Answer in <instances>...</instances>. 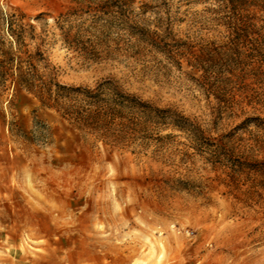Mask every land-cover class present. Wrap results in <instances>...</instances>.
I'll return each mask as SVG.
<instances>
[{
	"label": "rangeland",
	"instance_id": "obj_1",
	"mask_svg": "<svg viewBox=\"0 0 264 264\" xmlns=\"http://www.w3.org/2000/svg\"><path fill=\"white\" fill-rule=\"evenodd\" d=\"M27 59L150 110L83 137ZM0 264H264V0H0Z\"/></svg>",
	"mask_w": 264,
	"mask_h": 264
},
{
	"label": "trees",
	"instance_id": "obj_2",
	"mask_svg": "<svg viewBox=\"0 0 264 264\" xmlns=\"http://www.w3.org/2000/svg\"><path fill=\"white\" fill-rule=\"evenodd\" d=\"M17 46L20 35L11 32ZM28 62H16L12 85L31 96L46 111H52L72 126L83 137L99 132L105 134L124 122L127 115L143 117L149 108L136 100L121 96L110 85H102L93 92L54 85L37 76ZM120 127V126H119Z\"/></svg>",
	"mask_w": 264,
	"mask_h": 264
}]
</instances>
